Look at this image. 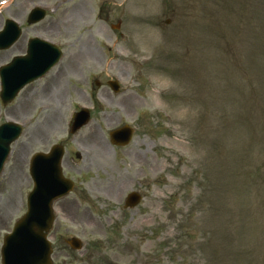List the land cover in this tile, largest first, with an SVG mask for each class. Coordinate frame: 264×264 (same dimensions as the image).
<instances>
[{
    "label": "rangeland",
    "instance_id": "obj_1",
    "mask_svg": "<svg viewBox=\"0 0 264 264\" xmlns=\"http://www.w3.org/2000/svg\"><path fill=\"white\" fill-rule=\"evenodd\" d=\"M36 6L47 17L30 25ZM7 19L23 35L0 65L29 38L50 40L64 53L50 74L64 93L37 102L42 80L12 103L0 98V125L24 127L0 176L3 233L26 210L31 153L44 148L36 137L64 139L97 93L81 135L102 137L91 175L118 197L101 193L97 225L61 228L55 248L77 235L90 252L97 244V264H264V0H0V31ZM110 79L121 95L108 92ZM123 93L135 112L122 111ZM125 124L133 140L114 149L105 140ZM132 191L144 198L125 208Z\"/></svg>",
    "mask_w": 264,
    "mask_h": 264
},
{
    "label": "water",
    "instance_id": "obj_2",
    "mask_svg": "<svg viewBox=\"0 0 264 264\" xmlns=\"http://www.w3.org/2000/svg\"><path fill=\"white\" fill-rule=\"evenodd\" d=\"M45 14L44 10L36 8L31 12L29 21L31 23L38 22L45 17ZM19 35L18 25L11 20L7 21L5 30L0 33V48L10 47L18 39ZM59 56L54 46L36 39L34 44L31 45L27 58L16 60L10 66L2 69V98L4 102L12 101L27 83L41 76L54 65ZM88 118V111L83 110L78 113L74 129L84 125ZM21 131V126L12 123H7L0 127V172L8 157L11 143L20 136ZM131 137L132 130L129 128H123L112 133V140L117 144L125 145L130 141ZM40 160L43 161L41 158ZM57 166L59 171L56 170L57 174L55 176L51 173L50 182L52 184V180H54L57 184L63 185L60 180L62 175L59 165L57 164ZM35 169L38 170L40 168ZM44 184L47 187L49 186L46 183ZM53 199L54 195L52 196L51 191L48 193L39 191V193L31 194L29 197V201H31L29 213L16 225L13 236L6 240L5 264H51V248L46 240L45 231L48 230L52 221L51 202ZM139 200L140 196L132 193L129 195L128 204L135 206ZM42 203L46 205L44 216L33 212Z\"/></svg>",
    "mask_w": 264,
    "mask_h": 264
},
{
    "label": "flooded vegetation",
    "instance_id": "obj_3",
    "mask_svg": "<svg viewBox=\"0 0 264 264\" xmlns=\"http://www.w3.org/2000/svg\"><path fill=\"white\" fill-rule=\"evenodd\" d=\"M22 45L25 47V43ZM50 73L51 72L36 81L44 80L41 84L40 90L35 94L37 102L48 103V101L60 100L64 93L60 83L61 74L58 72L56 75L54 74L55 76H50ZM108 92L111 93L110 90H108ZM126 99L127 97L123 95L119 100L122 103L121 109L124 112L125 109L127 111L129 108V105H127L125 101ZM136 100L140 101V97H136ZM94 102L96 107L95 110L97 111V93L95 94ZM132 112H135V110H128V114ZM110 120V117L107 118V121ZM76 135L77 134L68 136L63 142H61L64 150L61 166L65 177L72 181L73 186L69 194L53 202V212L56 218L55 223H57V225L53 226L49 232V238L52 241L54 239V232H61V228H64L65 231H68L69 229L72 230L75 227L84 231V226L94 228L97 225L94 218L97 215V201H100L101 193H104L107 198L116 199L118 197V190H116L113 183L102 187L101 183L97 181V175H91L92 171L96 172L97 166H101L102 164V150L103 146H106L102 141V137L97 139V134H94L93 136ZM36 140L40 141L38 144H43L44 148H33L32 159H35L37 154L42 151L49 152L53 145L47 134L37 136ZM73 143L77 144L78 148L76 150L72 149ZM113 147L114 149H122L121 147ZM78 149H84V153L81 154ZM31 180L33 188L35 186V180L32 177ZM9 213V210L0 212V264H2L3 239L6 236L3 234V230L6 228H1V226L6 224L5 227H8L5 218L9 216ZM61 218L63 220H60ZM69 224H72V227H70ZM67 240L68 239H64V242H61L59 247H54V260H59L62 264H97V244L92 246H95L93 252H90L89 249L84 247L80 250H74L67 243Z\"/></svg>",
    "mask_w": 264,
    "mask_h": 264
},
{
    "label": "bare ground",
    "instance_id": "obj_4",
    "mask_svg": "<svg viewBox=\"0 0 264 264\" xmlns=\"http://www.w3.org/2000/svg\"><path fill=\"white\" fill-rule=\"evenodd\" d=\"M110 118H112V116H111ZM10 203H11V204H14V201L10 200ZM8 215H9V214H8ZM8 217H9V216H8Z\"/></svg>",
    "mask_w": 264,
    "mask_h": 264
}]
</instances>
